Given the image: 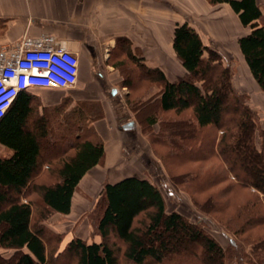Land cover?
<instances>
[{
  "label": "trees",
  "instance_id": "obj_1",
  "mask_svg": "<svg viewBox=\"0 0 264 264\" xmlns=\"http://www.w3.org/2000/svg\"><path fill=\"white\" fill-rule=\"evenodd\" d=\"M206 1L210 6L228 5L240 25L248 29L236 44L250 76L264 93V5L257 0ZM172 50L186 71L174 81L129 53L127 66L124 61L116 65L124 66L121 85L128 89L126 103L151 146L208 149L184 162L194 165L183 176L198 179L213 153L220 164L207 168L215 170L214 178L201 184L199 194L218 186L203 202L213 199L224 229L251 243L254 263L264 264V128L257 127L252 110L235 91L220 54L205 45L187 21L175 23ZM32 91L19 93L0 118V145L10 152L7 157L0 155V249L13 252L8 258L0 255V264H51L42 230L32 223V201L24 200L26 191L33 185L31 191L40 198L43 219L68 215L78 183L104 159L103 142L91 125L85 132L75 122V135L67 128L55 137L47 117L42 112L34 116L33 106L41 103ZM74 104L78 115L87 105L98 107L89 124L102 117L98 103ZM165 113L173 116L157 119ZM204 130L220 135L204 139ZM44 149L52 151L49 160L56 165L55 179L37 182L34 178ZM234 189L246 191L240 196L241 205H230L232 195L223 201L219 198ZM193 200L198 204L197 198ZM95 207L100 208L96 230L101 241L72 238L64 251L76 264H119L110 235L124 245L123 256L129 264H170L174 259L182 264H229L227 249L199 223L167 212L160 190L147 179L134 175L104 183Z\"/></svg>",
  "mask_w": 264,
  "mask_h": 264
},
{
  "label": "crops",
  "instance_id": "obj_2",
  "mask_svg": "<svg viewBox=\"0 0 264 264\" xmlns=\"http://www.w3.org/2000/svg\"><path fill=\"white\" fill-rule=\"evenodd\" d=\"M203 3V0H0V49H9L24 38L53 37L78 58L77 82L66 92L69 98L74 103H98L101 108L102 117L92 120L90 125L103 142L104 159L78 183L71 209L77 191L97 194L104 183H113L114 170L127 166L129 171V164L137 170L149 169L154 157L149 150L152 148L140 123L126 108L128 89L121 85L124 66L120 69L116 65L124 61L127 66L129 53L141 59L147 68L162 72L168 81L185 76L186 71L172 50L173 27L184 21L192 25L190 18L206 8ZM257 3L264 5V0ZM222 6L223 14L232 13L237 19L228 5ZM172 9L180 12V16ZM80 63H85L82 69ZM88 67L92 75L99 71L102 77L94 80ZM61 91L34 89L31 93ZM61 97L41 101L40 105L54 107ZM129 122L133 123V131L124 129ZM0 155L7 157L10 152L0 145Z\"/></svg>",
  "mask_w": 264,
  "mask_h": 264
},
{
  "label": "rangeland",
  "instance_id": "obj_3",
  "mask_svg": "<svg viewBox=\"0 0 264 264\" xmlns=\"http://www.w3.org/2000/svg\"><path fill=\"white\" fill-rule=\"evenodd\" d=\"M203 1L204 7L206 8L200 10L195 16L190 18L192 19L191 26L198 32L205 45L220 54L223 65L230 71L231 82L235 91L244 98L246 105L254 114L255 124L261 130L264 128V93L250 76L236 44L237 38L247 33L248 29L240 26L232 13L228 14V16L223 14L224 6L217 5L209 7L207 1ZM172 11L177 16L181 14L175 9H172ZM211 21H213V24H210ZM226 21L228 22L227 24ZM84 64L85 63H80V69H82ZM87 69L88 72L90 71L89 75L94 78V80L102 77L99 71H96L93 77L91 68L88 67ZM83 77L82 78L85 79L86 76ZM66 92L67 90H62L57 94H36L35 100L40 103L41 101H51L57 97H61ZM74 107L75 104L71 100L68 105L60 109L50 107V109L46 108V110H44L41 105H34L33 109L34 116L38 117L42 112V115L44 114V116L47 117L48 126L51 127L52 133L56 137L67 128L71 129V135H75V122H78L81 128L86 132L87 127L90 125V116L93 115V113L95 114L98 109L96 106L87 105V107H84V111L81 109L79 110L80 115H78V109ZM126 108L130 110L128 106ZM83 114L85 115L83 116ZM171 116H173L171 113H165L163 115L158 114L157 119ZM63 121L66 123L64 124ZM132 129L133 128L130 127V131H133ZM82 133L84 132H81V135H83ZM202 134L204 139H208L212 135H216V137L220 135L219 132L215 133L214 130H204ZM260 142L261 140L256 134L257 147L260 146ZM151 148L152 149L149 150L154 157H152L153 162L149 166V169L137 170L135 168L136 166L129 164V171L127 170V166L123 170H114L115 176L112 182L115 183L134 175L147 179L160 190L165 200L167 212H177L186 217L189 221L199 223L222 247L227 249V262L229 264H256L254 263L252 254V244L241 241L240 238L233 236L224 229L223 223L220 222L221 216L215 211L216 208L214 209V205H212L214 204L213 199L212 202L210 200L205 203L203 202L206 195L217 189L218 186L215 185L210 187L205 193L199 194L201 184H207L210 179L214 178L215 170L211 172L207 171V168L216 167L220 164H218L219 161L214 157L213 153L209 155L210 158L202 165L199 178L193 179V175L183 176L182 172H185L188 167L194 164L190 165L184 162L192 159L195 154L197 156L206 154L208 149H159L158 146H151ZM51 154L52 151L49 149H44L42 151L39 170L35 174V176H37L34 178L36 179L35 181L50 182L55 179L56 165L49 160ZM229 180L231 181L230 177H228V181ZM31 188L26 191V198L24 200L29 199L32 201V223L37 224L42 230L50 263L76 264L75 258L64 251L67 243L72 238H79L86 243L101 241L96 230V221L100 215V208L95 207L99 192L97 194L93 192L91 195H88L85 192L77 191L73 200L72 209L68 215L52 214L48 216L47 219H43L44 214H42L40 210V198L31 191ZM245 193L246 191L234 189L232 194L225 193L219 198L223 201L232 195L230 205L236 206L243 203V199L242 197L240 199V196H245ZM194 198L198 199L199 205L194 202ZM230 239H233L234 243H230ZM109 241L117 251L119 264H129L123 256L124 245L111 235L109 236ZM12 253V251L0 249V255L6 258L10 257ZM170 264H182V260L174 259Z\"/></svg>",
  "mask_w": 264,
  "mask_h": 264
},
{
  "label": "built area",
  "instance_id": "obj_4",
  "mask_svg": "<svg viewBox=\"0 0 264 264\" xmlns=\"http://www.w3.org/2000/svg\"><path fill=\"white\" fill-rule=\"evenodd\" d=\"M77 77V55L51 36L24 38L9 49H0V118L19 93L69 90Z\"/></svg>",
  "mask_w": 264,
  "mask_h": 264
},
{
  "label": "flooded vegetation",
  "instance_id": "obj_5",
  "mask_svg": "<svg viewBox=\"0 0 264 264\" xmlns=\"http://www.w3.org/2000/svg\"><path fill=\"white\" fill-rule=\"evenodd\" d=\"M71 90V89H70ZM70 90H67V92H69ZM68 94L69 93H66V95H64L63 97L60 98V102L58 103V105H56V107H53V108H63L65 107L66 105H68L70 102H71V99L68 97ZM44 110L47 109H50V107H46V106H41Z\"/></svg>",
  "mask_w": 264,
  "mask_h": 264
},
{
  "label": "water",
  "instance_id": "obj_6",
  "mask_svg": "<svg viewBox=\"0 0 264 264\" xmlns=\"http://www.w3.org/2000/svg\"><path fill=\"white\" fill-rule=\"evenodd\" d=\"M115 91L113 90L112 91V94L114 93ZM133 126V123L132 122H129V123H127L126 125H124V129L125 128H130V127H132Z\"/></svg>",
  "mask_w": 264,
  "mask_h": 264
},
{
  "label": "bare ground",
  "instance_id": "obj_7",
  "mask_svg": "<svg viewBox=\"0 0 264 264\" xmlns=\"http://www.w3.org/2000/svg\"><path fill=\"white\" fill-rule=\"evenodd\" d=\"M27 93V92H26Z\"/></svg>",
  "mask_w": 264,
  "mask_h": 264
}]
</instances>
